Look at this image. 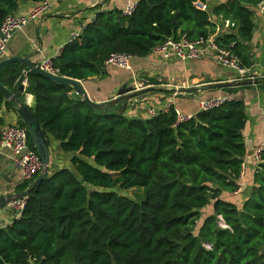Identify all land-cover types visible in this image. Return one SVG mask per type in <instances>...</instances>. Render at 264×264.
I'll return each instance as SVG.
<instances>
[{
	"label": "trees",
	"instance_id": "obj_1",
	"mask_svg": "<svg viewBox=\"0 0 264 264\" xmlns=\"http://www.w3.org/2000/svg\"><path fill=\"white\" fill-rule=\"evenodd\" d=\"M23 1L44 4L0 0V26ZM262 2L229 0L213 10L238 32L216 42L246 68L239 38L252 40V8ZM198 3L206 0H140L130 17L98 12L52 61L62 77L88 81L106 76L113 54L146 58L170 38L208 39L216 25ZM25 79L36 100L30 111L47 140L73 155L72 168L48 175L21 216L0 228V264H264V153L243 206L222 196L235 193L244 170V101L176 124L174 107L146 119L101 113L71 96L72 87L19 64L4 69L1 81L17 89ZM4 103L0 93V109ZM135 190L134 199L124 194Z\"/></svg>",
	"mask_w": 264,
	"mask_h": 264
},
{
	"label": "crops",
	"instance_id": "obj_2",
	"mask_svg": "<svg viewBox=\"0 0 264 264\" xmlns=\"http://www.w3.org/2000/svg\"><path fill=\"white\" fill-rule=\"evenodd\" d=\"M139 1L44 0V4L49 7L48 12L31 21L22 32L14 36L6 52L0 56V62L17 57L28 58L39 67L44 58L53 60L59 56L73 35L81 33L86 25L92 23L98 12H123L128 6ZM227 1L229 0H206V4H203L204 10L209 11L211 15L212 23L216 25V33L212 36L214 39L230 32L238 36L232 24L213 16L214 8ZM262 3L263 7L260 3L252 8L255 25L252 40L247 42L239 38L240 50L250 65L247 69L250 70V76L254 77L252 84L240 83L238 72L220 64L211 54L187 61L175 56L165 59L154 54L146 58L136 57L133 59V71L106 65L105 77L80 81L89 97L97 103L118 98L119 91L125 85L136 86L140 82L146 88H155V91L144 93L129 101L125 112L128 118L146 119L149 116L148 109L163 111L168 104H172L185 115L195 117L202 112L200 104L203 101L216 98L244 101L247 124L243 135L247 154L243 166V191L240 195L225 192L222 195L223 199L237 204L240 208L255 186V173L259 162L254 158V152L264 139V2ZM37 6L39 5L32 1L20 2L15 14L28 17ZM26 73L23 71L24 77ZM219 84L229 85L216 87ZM8 89L13 91L28 109L35 108V97L29 93L28 87H25L24 91H20V87ZM174 90L176 92H173ZM182 90L193 91L186 93ZM75 95L74 91L71 96ZM19 117L14 105L5 99L0 109V134L6 127L19 125ZM48 141L49 175L60 169L72 168L73 155L64 153L60 142L54 137H49ZM12 156L11 150L0 147V197L22 193L20 190L25 183L22 174L13 165ZM14 220L15 215L10 206L0 211V228L11 225Z\"/></svg>",
	"mask_w": 264,
	"mask_h": 264
},
{
	"label": "built area",
	"instance_id": "obj_3",
	"mask_svg": "<svg viewBox=\"0 0 264 264\" xmlns=\"http://www.w3.org/2000/svg\"><path fill=\"white\" fill-rule=\"evenodd\" d=\"M138 7V3L131 4L124 11V16H132ZM199 9L204 10V5L201 3L197 4ZM263 7V3L261 4ZM49 7L46 4H40L37 6L30 16H21L17 14L9 15L0 26V56L3 55L14 36L22 32L27 25L34 20L44 16L48 12ZM80 33H75L71 41L77 39ZM152 54L161 56L165 59H169L171 56H175L180 60H194L199 59L205 54H211L216 60L229 68H232L238 72L239 81L254 80L253 76H250V70L240 64V60L232 54L229 50L222 48L214 39L210 37L208 39L199 38L196 40H189L186 36L179 40L170 38L165 41L162 45L155 48ZM133 59L134 57L129 54L116 53L113 54L106 62V65L114 66L122 70L133 71ZM39 68L50 74L61 76L60 70L55 67L52 59L44 58ZM24 87L28 86V80L25 79L22 83ZM76 95H79L75 91ZM230 101L227 98H216L212 100L203 101L200 104L202 112H208L215 108L220 107L225 102ZM172 104H168L163 110L168 112ZM160 111L148 109V115L151 117H157ZM177 123H186L190 121L193 116L185 115L180 111L176 110ZM0 147L11 150L13 156L12 161L14 167L22 174L24 182L31 183L40 175L42 171V162L38 155V152L32 150L29 145L28 130L20 125H13L6 127L1 131L0 134ZM264 153V139L256 147L254 152V158L260 163ZM244 171L240 179L238 180V188L234 195H240L243 191V179ZM27 197L14 201L10 204L12 211L14 212L15 218H19L26 207ZM31 264H35L34 261Z\"/></svg>",
	"mask_w": 264,
	"mask_h": 264
},
{
	"label": "water",
	"instance_id": "obj_4",
	"mask_svg": "<svg viewBox=\"0 0 264 264\" xmlns=\"http://www.w3.org/2000/svg\"><path fill=\"white\" fill-rule=\"evenodd\" d=\"M12 64H20L28 69V71L32 73H36L39 75H42L49 80L57 83H63L66 84L70 87H72L78 94L79 96L88 103V105L101 113H109L111 111L117 112L118 115H124L126 110L129 107V101L133 100L134 98L148 92L155 91V88H146L142 83L136 84V86H131L125 85L123 88L119 91L118 93V98L111 100L109 102L105 103H97L94 102L89 95L86 93L85 89L83 88L82 84L78 80L70 79L67 77H62V76H56L53 74H50L48 72H45L41 70L38 66L33 64L28 58H11L7 60H3L0 62V93L6 99L8 102L16 106L17 113L18 115L22 118L24 121L27 130L31 134V137L33 139V143L35 144L38 155L41 159L42 162V171L40 175L35 179L33 182L32 186L28 188L26 191L20 193V194H10V195H4L0 197V211L5 209L6 207H9L10 204H12L14 201L23 199L27 197L32 190L43 180L48 178L49 175V164H50V149H49V143L47 138L45 137L42 128L40 125L37 123L34 114L28 109L27 105L19 100L16 96V94L6 88L1 81V76L4 71L8 66ZM240 83L242 84H252L254 83V80H244L241 81ZM229 84H219L216 85L218 88H222L225 86H228ZM25 87L24 85L20 86V91H24ZM163 91V90H161ZM185 91L190 92L193 90H182V92ZM173 92H176L174 90Z\"/></svg>",
	"mask_w": 264,
	"mask_h": 264
},
{
	"label": "rangeland",
	"instance_id": "obj_5",
	"mask_svg": "<svg viewBox=\"0 0 264 264\" xmlns=\"http://www.w3.org/2000/svg\"><path fill=\"white\" fill-rule=\"evenodd\" d=\"M138 192H139L138 190H135L134 192H126L124 194L134 199L135 198L134 194H136Z\"/></svg>",
	"mask_w": 264,
	"mask_h": 264
}]
</instances>
